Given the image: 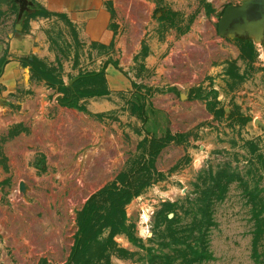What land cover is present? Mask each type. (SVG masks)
Instances as JSON below:
<instances>
[{"label":"rangeland","instance_id":"1","mask_svg":"<svg viewBox=\"0 0 264 264\" xmlns=\"http://www.w3.org/2000/svg\"><path fill=\"white\" fill-rule=\"evenodd\" d=\"M241 1L106 0L88 30L54 24L46 78L0 99V264L65 263L92 195L147 182L95 202L76 264H264V32L217 33Z\"/></svg>","mask_w":264,"mask_h":264},{"label":"crops","instance_id":"2","mask_svg":"<svg viewBox=\"0 0 264 264\" xmlns=\"http://www.w3.org/2000/svg\"><path fill=\"white\" fill-rule=\"evenodd\" d=\"M27 1L35 2L43 13L26 22L23 18L19 20L20 8L16 3L0 6V99L5 89L29 88L30 69L22 61L46 56L45 52L50 49L48 35L56 22L70 21L88 30L107 14L103 6L106 0Z\"/></svg>","mask_w":264,"mask_h":264},{"label":"trees","instance_id":"3","mask_svg":"<svg viewBox=\"0 0 264 264\" xmlns=\"http://www.w3.org/2000/svg\"><path fill=\"white\" fill-rule=\"evenodd\" d=\"M33 4L28 8L29 11L31 12H25L23 15V21L26 22L28 21L30 18H33L37 15H40L43 13V11L41 10L40 6L37 5L35 2H32ZM224 12V11H223ZM223 14V13H222ZM218 27V26H217ZM22 63L29 67L31 69V71L33 72L34 75L39 76L40 78L45 79V74H44V66L37 60L33 59L30 60L28 58L23 59ZM69 91H72L71 89ZM168 91H172V92H176L174 89H169ZM151 93V91H149ZM108 94V91L103 90V89H98L96 92L92 93V96H103ZM171 139V136L168 135L166 138H161L159 140H153L152 146L149 147V153L150 154H155L156 151L158 149H160V147H163L165 145V143ZM155 146H157V148H155ZM159 147V148H158ZM129 177H125L122 180L123 181H127ZM148 184V182L146 184H144L139 190H137L134 194H132L130 191L127 193H123L121 191V189L118 186H113L111 189L109 190H104L100 193L94 194L92 195L87 202L84 204L83 208L81 209V212L79 213V224H78V239L75 242L74 246L71 249V253H70V257L68 258V260L63 263V264H76L75 263V259L78 255H82L84 253L87 252L88 250V245H89V241H82V236L85 234V232L87 231L88 227L93 223V221L95 220V218L98 217L99 215V211L94 209V205L95 202L99 199V198H109L112 200L115 199H122V196H137L143 189L144 187ZM120 194V196H118ZM261 221L258 222V231L256 233V239L255 242L257 241V239L259 238V236L263 233L262 227H261ZM113 226H116L115 221L112 222Z\"/></svg>","mask_w":264,"mask_h":264},{"label":"water","instance_id":"4","mask_svg":"<svg viewBox=\"0 0 264 264\" xmlns=\"http://www.w3.org/2000/svg\"><path fill=\"white\" fill-rule=\"evenodd\" d=\"M16 3L21 20L32 3L27 0H0V6ZM264 32V0H242L229 5L218 21L217 33L221 37L233 38L240 34H261Z\"/></svg>","mask_w":264,"mask_h":264}]
</instances>
